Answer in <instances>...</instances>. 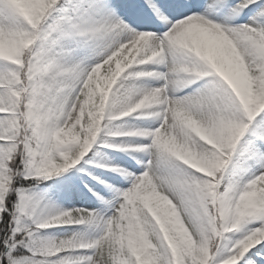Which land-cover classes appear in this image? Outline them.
I'll use <instances>...</instances> for the list:
<instances>
[{
    "label": "snow or ice",
    "instance_id": "snow-or-ice-1",
    "mask_svg": "<svg viewBox=\"0 0 264 264\" xmlns=\"http://www.w3.org/2000/svg\"><path fill=\"white\" fill-rule=\"evenodd\" d=\"M0 264H264V0H0Z\"/></svg>",
    "mask_w": 264,
    "mask_h": 264
}]
</instances>
